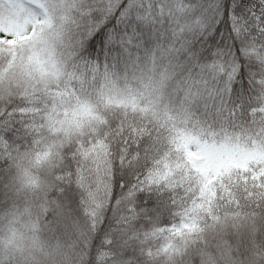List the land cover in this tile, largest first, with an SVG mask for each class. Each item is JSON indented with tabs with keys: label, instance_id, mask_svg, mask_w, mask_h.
Instances as JSON below:
<instances>
[{
	"label": "snow or ice",
	"instance_id": "1",
	"mask_svg": "<svg viewBox=\"0 0 264 264\" xmlns=\"http://www.w3.org/2000/svg\"><path fill=\"white\" fill-rule=\"evenodd\" d=\"M0 264H264V0H0Z\"/></svg>",
	"mask_w": 264,
	"mask_h": 264
}]
</instances>
